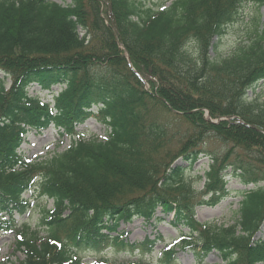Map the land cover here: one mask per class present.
<instances>
[{
	"label": "trees",
	"instance_id": "trees-1",
	"mask_svg": "<svg viewBox=\"0 0 264 264\" xmlns=\"http://www.w3.org/2000/svg\"><path fill=\"white\" fill-rule=\"evenodd\" d=\"M69 1L0 0V233L13 232L24 254L0 264H82L80 249L130 246L143 255L91 264H152L146 254L162 237L131 243L117 229L120 221L139 217L163 221L158 210L188 230H180L177 244L165 245L161 263L174 264L179 252L191 251L199 264L212 252L222 264H264V235L256 237L264 224V97L248 100L246 94L259 82L264 88L259 14L246 42L226 57L210 55L245 2L260 8L264 0ZM153 65L160 83L154 73L148 82L199 92L204 97L197 106L229 121L197 125L186 137L171 132L162 99L173 92L157 85V98L139 81ZM35 84L51 91L52 101L30 95ZM179 99L176 108H190L183 96L172 100ZM93 116L106 126L105 139L79 136L62 151L32 159L19 152L31 131L54 127L74 137L75 127ZM177 134L182 140L171 147ZM209 138L223 150L209 149ZM201 155L210 163L197 190L187 167L175 163L192 166ZM227 176L253 185L236 192L238 219L230 225L198 221L196 207L215 206L229 192ZM31 198L52 200L51 208H40V229L15 223Z\"/></svg>",
	"mask_w": 264,
	"mask_h": 264
},
{
	"label": "rangeland",
	"instance_id": "rangeland-1",
	"mask_svg": "<svg viewBox=\"0 0 264 264\" xmlns=\"http://www.w3.org/2000/svg\"><path fill=\"white\" fill-rule=\"evenodd\" d=\"M59 4H69V0H54ZM159 1H165V5L169 4L170 0H142V2L146 5H155V3ZM256 13L259 14L260 23L264 21V6L257 8L256 4L252 1H246L244 6L239 10V16L236 21L230 24L224 33V35L219 39L215 38L214 43L215 47L210 50L211 57H226L232 53L235 47L241 42H246L249 34L252 33V20ZM82 34V33H81ZM153 70L146 71L143 74V78L139 77L140 84L143 85L144 89L150 91L155 97H159L160 94L157 93L156 88L157 85L159 88L164 87L165 91H172L174 97L167 99H162L163 103L166 105L165 114L163 113V118L165 121L170 122L168 125V129L171 132L178 133V130H182L181 134L186 136H190L193 132L192 127H196L197 125H201L203 123H212V124H220L222 120H228L229 116H221L214 118L212 117L209 109L206 107L197 106L198 103L203 100V95L196 94L199 92L190 91L188 93H184L179 91L175 86L171 85V83H166L164 81L161 84H152L147 81V78L151 77V73H154L156 79L160 83V78L158 77L159 68L153 65ZM0 78H4L2 72H0ZM11 79L5 78V87L8 88L10 86ZM262 82H259L256 86L252 87L247 91V99L251 100L259 96L260 99L264 97V88ZM57 90V87L54 88ZM166 91V92H167ZM169 92V93H170ZM47 91L41 89L38 85H33L29 89V94L35 96L38 94L40 98L46 100L49 96L47 95ZM171 94V93H170ZM179 96H183L185 100L189 103L190 108L183 110L182 108H176L179 105L177 102L182 100H172L174 98H178ZM151 100V98H149ZM214 102V101H213ZM178 107V106H177ZM198 113V114H197ZM234 117V116H230ZM229 121V120H228ZM242 122V121H241ZM205 124V125H207ZM258 130V129H257ZM76 131L79 135L75 137H69L66 135H60L56 128L50 127L43 132L36 133L34 131L30 132L24 143L21 145L20 152L27 158H36V157H44L50 156L54 152L62 151L70 146L72 140L78 136H83L84 139H90L92 137L98 139H104L106 137V128L103 124L97 120L96 116L89 118L83 125H78ZM261 134H264L263 130H259ZM179 134V135H181ZM177 134L176 138L173 140L171 147H174V143L182 140ZM180 138V140H179ZM206 144L209 149L221 151L223 150V145L214 140V139H206ZM178 164L181 166L187 167L185 172V176L191 180H194L196 184V188L198 190L202 189L204 179L198 182V178L204 175L205 171L209 166V159L206 156L201 155L199 159L192 165H189V162H185L183 159H179ZM227 189L229 193L225 196L224 199L221 200L214 207L208 206H200L196 208V219L201 221L202 223H217L230 225L233 224L238 219V209L239 202L241 201V196L236 192L239 190L250 189L253 185L243 186L239 179L235 176H227ZM263 183L261 184V186ZM31 197V193H26L24 198L27 199ZM30 206L26 208L25 213L16 214L15 215V223L21 225L23 222H27L31 225L32 228L40 229L39 219L41 216L40 208L45 205L47 208L52 207V200L47 199H30L28 201ZM156 216L164 217L163 221H155L151 220V223H146L143 219L134 218L130 222H119V227L117 229V233H125L126 238L131 243H138L145 239V237L150 236L151 239L155 237L162 236L163 241L159 242L155 248V250L150 253V255H146L147 259L152 264H163L161 263V259L163 256L161 254L165 245L172 247L177 244V241L180 237V232L177 230L175 226L171 224L172 216H163L160 211L157 212ZM178 228H181L180 226ZM187 232V230H183ZM264 235V224L262 226V230L257 234V238L263 237ZM131 247V248H130ZM125 247V248H114L109 247L103 250H89V249H80L78 252L79 257L82 259V263L90 264L95 259L99 257H104L108 261L118 262V261H135L141 254V251L134 249V246ZM24 254L20 251L16 250L14 233L9 231L6 233H0V261H14L17 262L19 260H23ZM174 264H198L195 255L191 251L179 252ZM203 264H222V260L217 253H210L203 261Z\"/></svg>",
	"mask_w": 264,
	"mask_h": 264
},
{
	"label": "bare ground",
	"instance_id": "bare-ground-1",
	"mask_svg": "<svg viewBox=\"0 0 264 264\" xmlns=\"http://www.w3.org/2000/svg\"><path fill=\"white\" fill-rule=\"evenodd\" d=\"M175 164H178V163H175Z\"/></svg>",
	"mask_w": 264,
	"mask_h": 264
}]
</instances>
